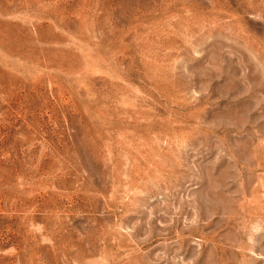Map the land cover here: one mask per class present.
<instances>
[{
	"label": "rangeland",
	"instance_id": "obj_1",
	"mask_svg": "<svg viewBox=\"0 0 264 264\" xmlns=\"http://www.w3.org/2000/svg\"><path fill=\"white\" fill-rule=\"evenodd\" d=\"M0 264H264V0H0Z\"/></svg>",
	"mask_w": 264,
	"mask_h": 264
}]
</instances>
